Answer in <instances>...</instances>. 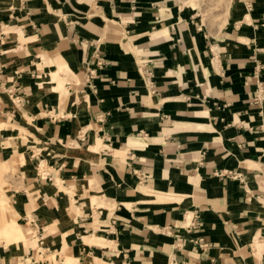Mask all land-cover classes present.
Returning <instances> with one entry per match:
<instances>
[{"label": "crops", "instance_id": "crops-1", "mask_svg": "<svg viewBox=\"0 0 264 264\" xmlns=\"http://www.w3.org/2000/svg\"><path fill=\"white\" fill-rule=\"evenodd\" d=\"M200 1L0 0V264H264V0Z\"/></svg>", "mask_w": 264, "mask_h": 264}, {"label": "rangeland", "instance_id": "rangeland-1", "mask_svg": "<svg viewBox=\"0 0 264 264\" xmlns=\"http://www.w3.org/2000/svg\"><path fill=\"white\" fill-rule=\"evenodd\" d=\"M203 3L204 4H210L208 11L211 13V15L214 18L216 16V13H218V11L221 12L223 9L224 10L222 12H225V14L227 13V9H228V6L231 4V0H201L200 2H195L193 4H203ZM220 16H223V14ZM220 18H222V17H220ZM224 21H226V18L224 19ZM1 190H0V192H1Z\"/></svg>", "mask_w": 264, "mask_h": 264}, {"label": "built area", "instance_id": "built-area-1", "mask_svg": "<svg viewBox=\"0 0 264 264\" xmlns=\"http://www.w3.org/2000/svg\"><path fill=\"white\" fill-rule=\"evenodd\" d=\"M253 100L255 102H262L264 101V80L258 81L257 89L253 96Z\"/></svg>", "mask_w": 264, "mask_h": 264}, {"label": "bare ground", "instance_id": "bare-ground-1", "mask_svg": "<svg viewBox=\"0 0 264 264\" xmlns=\"http://www.w3.org/2000/svg\"><path fill=\"white\" fill-rule=\"evenodd\" d=\"M5 205H7V204H5ZM5 208L7 209L8 213H11V206L8 205V206H5ZM15 221H16V219H15ZM12 224H13V222H12ZM14 231H15V227H12V229L9 231H6L2 237H9L11 234H14Z\"/></svg>", "mask_w": 264, "mask_h": 264}]
</instances>
